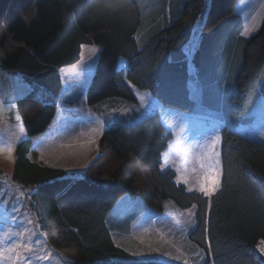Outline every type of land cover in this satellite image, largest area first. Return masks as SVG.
Instances as JSON below:
<instances>
[{"label":"trees","instance_id":"1","mask_svg":"<svg viewBox=\"0 0 264 264\" xmlns=\"http://www.w3.org/2000/svg\"><path fill=\"white\" fill-rule=\"evenodd\" d=\"M231 1L0 0V65L23 79L29 91L17 101L25 137L16 147L13 180L27 191L39 186L27 196L29 208L48 244L68 253L71 264H146L115 239L111 215L123 198L140 199L153 210L166 202L183 210L195 204L196 226L188 241L204 251L203 264H264L258 250L264 247V141L237 131L254 124L263 104L264 19L253 35L243 36L244 17ZM85 45L102 50L86 94L90 106L120 100L137 107L143 93H151L146 103H156L104 130L102 150L121 163L108 177L94 161L81 178L67 179V170L45 165L33 153L35 139L55 119L62 69L81 60ZM186 47L195 51L191 66ZM190 79L198 89L195 96L187 86ZM174 112L189 121L207 120L189 133V141L197 143L201 129L224 124L218 133L223 175L211 197L188 192L191 182L176 183L174 169L197 163L201 149L173 151L168 116ZM132 160L147 168L151 191L135 187L136 178L126 169ZM122 229L121 236L131 231Z\"/></svg>","mask_w":264,"mask_h":264},{"label":"rangeland","instance_id":"2","mask_svg":"<svg viewBox=\"0 0 264 264\" xmlns=\"http://www.w3.org/2000/svg\"><path fill=\"white\" fill-rule=\"evenodd\" d=\"M232 3H234V11L244 17L246 24L245 31L250 33L247 36L250 37L259 29L264 19V0H232L230 4ZM93 49H99V47L97 45H85L82 49L81 60L75 65L62 69L64 88L58 102L55 119L52 122V127H49L46 132L35 140L33 157L51 167L81 172H84L81 166L87 165L89 167L96 161L97 164L95 166H101L103 170L101 173L104 172L101 176L108 177L109 172L121 163L117 161L110 151L105 152V150H102L103 146L100 144V140L104 130L113 124V122L123 118L134 110L140 109L138 112L142 113L141 107L143 105L140 103V106L134 107L130 103L120 100H109L102 105L95 106H90L87 103L86 94L97 62L88 63L87 66H85V62L92 56ZM23 82L27 86V91L26 89L18 90L16 93V97L20 96L18 99L25 97L29 93L28 84L25 81ZM21 84L23 83H18L16 86L19 88ZM10 97H12L11 93L9 94ZM18 99L15 100L14 104L12 101L14 107L10 112L4 111L0 114V144L5 143L12 133H16L21 138L25 137V134L21 135L22 126L19 125L17 127L18 124H9L10 126L8 127V125H5V123L16 122L15 117L17 114L21 119L17 104ZM146 99L148 98L146 97ZM261 101L263 104L257 109V113L255 114L260 115L256 116L254 124L245 127L240 132L242 134L250 133L248 134L249 137L264 141V137L261 135L264 133V115L263 111H261L264 108V97ZM3 107H6V105ZM64 108L71 109L72 111H64ZM58 109L60 110L58 111ZM89 113L96 119H89ZM179 115L183 114L174 112L169 113L168 116L170 128L173 130L175 136L172 149L175 153L176 151H184L186 153L194 148L195 152L198 153L200 151L199 145L203 144L210 134H216L214 129L217 128V124L214 125L212 123L213 127L211 129L213 130L201 129L200 135H202V138L199 141L201 143H197L189 141V133L193 131L194 126L199 125L201 127L207 120L193 118L189 121L188 119H182ZM174 121L178 124L186 125L187 130L185 131L183 126L174 127ZM101 124L104 126L103 132H94L93 129H98ZM57 127L62 128V131L60 133H53V129ZM41 140H43V143H39ZM18 141L13 144V159L8 158L7 152L0 153V250L4 251V259L0 261V264H19L15 259H7L8 255H13L7 249L12 244L23 243L22 237L5 234L8 233L9 229L12 230V233L21 230L19 222H13L11 219L10 209L12 204L22 201L23 205L26 206L20 208V212L23 213L22 218L26 221L31 220L36 224L38 230L42 232L38 227L35 213L29 208L27 195H25L26 198L22 195V193L26 194L28 191L21 190L19 185L13 183L11 179ZM178 146L182 147L179 148ZM41 149H43V159H41ZM101 153L103 154L101 155L102 157L100 156ZM187 158L188 156H186ZM193 160L191 159L190 161ZM195 162L187 165L186 163L178 164V168L183 172H187L189 177L194 179L195 177L189 169L190 166L198 167V162ZM126 166V169L131 170L136 178L135 187L145 192L151 191L154 182L147 168L135 160L128 161ZM96 175L100 176V174L94 171L93 176ZM115 209L116 211L111 215V223L117 229L115 239L118 242H122L121 245L126 250L132 253H151L158 249L160 253L165 254L164 256H139L141 259L147 261H163L167 264H203L205 260L204 251L193 243L190 244L188 241V232L195 223L196 208L190 213L189 209L183 210L173 202H166L162 209L153 210V208L151 209L149 205L140 199L134 202L133 200L123 198ZM115 212L118 218L114 215ZM181 213L183 215H180ZM119 218L122 219L121 222ZM127 226L131 230L128 234L122 236L118 234L123 230L122 228ZM42 243L44 248L40 250L41 253L43 255L51 253V255L48 260H41L40 264H71L72 257L66 252L58 251L51 247L45 235H43ZM197 253H202V255H197ZM177 256L180 259H175ZM33 264H35V257L33 258Z\"/></svg>","mask_w":264,"mask_h":264},{"label":"snow or ice","instance_id":"3","mask_svg":"<svg viewBox=\"0 0 264 264\" xmlns=\"http://www.w3.org/2000/svg\"><path fill=\"white\" fill-rule=\"evenodd\" d=\"M204 17L202 15L201 20L197 22V27L194 29V32L199 35L200 34V28L203 25ZM243 36L247 37L250 35L249 32L245 31L242 33ZM102 51L101 49H93V54L89 58L88 61L85 62V66H87L88 63H96L98 59V53ZM185 52V57L188 60L189 65L191 66V58L194 56L195 51L194 50H189L187 47L184 49ZM123 71L124 69H120ZM189 76L194 77V73L190 67L189 69ZM130 84V82H128ZM187 86L190 90V94L192 96H195L198 89L194 87V79H190L187 82ZM133 87L134 86H131ZM30 90V89H29ZM146 97H151V93H143L138 96L139 101L144 107L151 108L153 104L156 103L155 100H153L151 103H146ZM19 97H10L8 100H3L0 99V114H2L4 111L10 112L14 105L12 104V100L18 99ZM6 107H3L5 106ZM60 109H58L59 111ZM64 111H72L71 109L64 108ZM115 111V110H113ZM139 111V110H137ZM261 111H264V108L261 109ZM123 115V114H122ZM17 122L20 121V116L17 114L15 117ZM89 119L95 120L96 118L89 113ZM174 127H180L183 126L184 130H187L186 125H181L178 124L176 121L173 122ZM19 127V123L17 125ZM50 128L52 127L51 125L49 126ZM224 127L223 123L217 124L216 128V134H210L207 138V140L199 145L201 151L197 156V161H198V167L197 166H190V172L194 175V179H191L188 175L187 172L181 171L179 168L174 169V175L176 177V183L179 187H184L188 185L190 182L192 184V187L188 188V192H193V191H198L199 193H202L205 197H211L213 193L217 190L223 172H222V167H221V162H220V150L219 146L222 145L223 143V138L219 133L220 129ZM104 130L103 124L100 125L98 129H93V131H100L101 133ZM244 128L241 126L240 128L237 129V131H243ZM62 131V128L57 127L53 129V133H60ZM262 137H264V133L261 134ZM47 138V137H46ZM21 140V137L17 135L16 133H12V135L9 137V139L5 142L0 144V153L7 152L8 153V158L13 159V154H14V148L13 144L17 141ZM39 143H43V140H41ZM41 159H43V149H41ZM173 165L175 164V161L171 162ZM188 162H186L187 165ZM84 171L87 170V165L81 166ZM164 167H168L167 165L162 166V170ZM69 173L65 178L67 179H79L82 177L83 172L81 171H73V170H67ZM39 190V186H36L35 188L29 189L28 192L22 193V195H27L31 196L33 195L36 191ZM21 207H26L23 205L22 201L17 203V204H12L11 205V219L13 222H19L20 225V231L16 233H12V230L9 229L8 233H5L6 235L12 234L17 237H22L23 238V243L22 244H12L11 247L7 249L9 253H12L13 255H8L7 259L8 260H13L15 259L16 261L19 262V264H33V258L35 257V264H40L41 260H48L50 258L51 253L48 255H43L41 253V249L44 248V245L42 243L43 240V233L38 230L36 227V224L33 223L31 220H24L23 213L20 212ZM196 208V205L193 204L192 208L189 209V212L192 213V210ZM180 215H183L181 213ZM196 225H193L195 227ZM31 238V239H29ZM258 250L260 252H264V247H259ZM133 256H144V257H151L153 255H160L164 256V253H160L158 249L154 250L151 253H131ZM197 255H202V253H197ZM4 259V251L0 250V261ZM175 259H180L179 256L175 257ZM146 264H152L151 261H147ZM158 264H164L163 261L158 262Z\"/></svg>","mask_w":264,"mask_h":264},{"label":"crops","instance_id":"4","mask_svg":"<svg viewBox=\"0 0 264 264\" xmlns=\"http://www.w3.org/2000/svg\"><path fill=\"white\" fill-rule=\"evenodd\" d=\"M18 83H23V84H21L20 86H19V88L16 86ZM26 84H24V82H23V79H21L20 77H18V76H14V75H12V74H10V73H8L7 71H5L2 67H1V65H0V99L2 98L3 100H5V98H7V99H9V94L11 93L12 94V97H16V93H17V91L18 90H23V89H26ZM17 97H20V96H17ZM6 99V100H7ZM15 100H17V99H14V100H12L13 101V104L15 103ZM19 123V125L20 126H22V124H21V122L19 121V122H14V123H5V125H8V127L10 126V125H13V124H18ZM10 124V125H9ZM52 125V124H51ZM21 132H22V134L21 135H23V134H25V131H24V129H23V126H22V128H21ZM38 137H40V136H38ZM37 137V138H38ZM36 138V139H37ZM22 139V138H21ZM35 139V140H36ZM256 140V139H255ZM20 141V140H19ZM18 141V142H19ZM14 168V167H13ZM12 181H13V183H16L14 180H13V171H12ZM18 185V184H17ZM20 188H21V190H23L24 191V189L21 187V186H19ZM14 188V187H13ZM19 189V188H18ZM24 197H25V195H24ZM26 198V197H25Z\"/></svg>","mask_w":264,"mask_h":264}]
</instances>
